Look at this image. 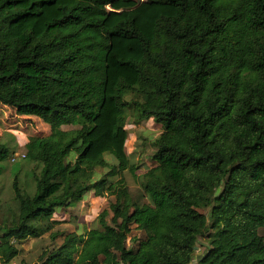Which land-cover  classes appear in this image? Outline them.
Wrapping results in <instances>:
<instances>
[{
  "label": "trees",
  "instance_id": "16d2710c",
  "mask_svg": "<svg viewBox=\"0 0 264 264\" xmlns=\"http://www.w3.org/2000/svg\"><path fill=\"white\" fill-rule=\"evenodd\" d=\"M0 103L50 126L25 145L36 190L14 181L0 264L90 193L115 198L112 223L37 264H190L200 237L198 264H264V0H0ZM129 106L162 128L135 194Z\"/></svg>",
  "mask_w": 264,
  "mask_h": 264
},
{
  "label": "rangeland",
  "instance_id": "374dc122",
  "mask_svg": "<svg viewBox=\"0 0 264 264\" xmlns=\"http://www.w3.org/2000/svg\"><path fill=\"white\" fill-rule=\"evenodd\" d=\"M128 100L141 99L137 94L127 96ZM130 115L127 129L129 131V139L127 141L126 150L132 163L137 164L138 179H135L130 172H126V180L129 183L133 193L140 190V180L145 171L153 166L152 155L154 153V141L160 135L162 128L153 120H145L134 123L135 113L131 106L128 107ZM74 128L72 126L65 129ZM50 133V126L42 121V119L32 115H18L15 109L0 103V140L9 148V156L6 160L0 162V225L7 220L12 219V212L16 210L14 202L13 184L16 178L19 184L27 189L30 194H34L35 180L34 171L35 164L23 157L26 153L25 145L32 136H45ZM109 162L115 160L107 156ZM39 172V169L36 170ZM106 172V169H99L97 176ZM115 202L113 197H96L94 193H90L78 204L69 207L66 210L58 211L54 215V219L59 220V224L50 232L44 234L40 238H27L22 241H15L20 252L19 255L10 264H37L40 254L49 247L60 245L67 233L78 232L86 234L91 227L98 226V215L104 210H108L109 214L106 218L108 223H112L113 212L111 204ZM201 211L210 216V207L201 209ZM51 232H61L59 236L53 240ZM145 237V233L139 230L136 225L131 226L129 237L126 241L128 247L133 248L138 241ZM137 239V241H135ZM14 241V239H13ZM208 248L206 237H200L194 258L190 264H198L200 258L204 255Z\"/></svg>",
  "mask_w": 264,
  "mask_h": 264
},
{
  "label": "built area",
  "instance_id": "2783aa9c",
  "mask_svg": "<svg viewBox=\"0 0 264 264\" xmlns=\"http://www.w3.org/2000/svg\"><path fill=\"white\" fill-rule=\"evenodd\" d=\"M23 157H25V154L23 155Z\"/></svg>",
  "mask_w": 264,
  "mask_h": 264
},
{
  "label": "water",
  "instance_id": "95a60500",
  "mask_svg": "<svg viewBox=\"0 0 264 264\" xmlns=\"http://www.w3.org/2000/svg\"><path fill=\"white\" fill-rule=\"evenodd\" d=\"M197 248V246L195 247V249Z\"/></svg>",
  "mask_w": 264,
  "mask_h": 264
}]
</instances>
